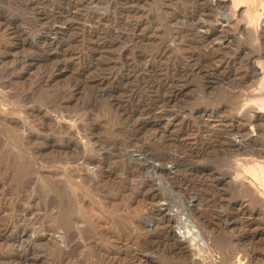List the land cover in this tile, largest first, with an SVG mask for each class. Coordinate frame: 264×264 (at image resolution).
I'll return each instance as SVG.
<instances>
[{"label":"rangeland","instance_id":"obj_1","mask_svg":"<svg viewBox=\"0 0 264 264\" xmlns=\"http://www.w3.org/2000/svg\"><path fill=\"white\" fill-rule=\"evenodd\" d=\"M0 264H264V0H0Z\"/></svg>","mask_w":264,"mask_h":264},{"label":"bare ground","instance_id":"obj_2","mask_svg":"<svg viewBox=\"0 0 264 264\" xmlns=\"http://www.w3.org/2000/svg\"><path fill=\"white\" fill-rule=\"evenodd\" d=\"M192 2H193V1H192ZM205 3H207V2H205ZM41 6H42V5H41ZM200 12H201V11H200ZM189 41H190V40H189ZM208 46H209V45H208ZM207 48H208V47H207ZM222 57H223V56H222ZM214 65H215V64H214ZM184 66H185V65H184ZM193 66H194V65H193ZM184 68H185V67H184ZM216 71H217V70H216ZM220 75H221V74H220ZM242 77H244V76H242ZM242 77H241V78H242ZM246 81H247V80H246ZM240 82H242V81H240ZM240 82H239V83H240ZM183 83H184V82H183ZM236 83H237V82H236ZM129 89H130V88H129ZM168 89H170V88H168ZM168 89H167V90H168ZM174 89H175V88H174ZM154 91H155V90H154ZM176 93H177V92H176ZM152 97H153V96H152ZM158 98H159V97H158ZM167 98H168V96H167ZM159 99H166V98H159ZM159 101H161V100H159ZM174 101H175V100H174ZM165 103H166V102H165ZM139 105H140V104H139ZM161 106H162V105H161ZM161 106H159V107H161ZM166 106H169V104L166 105ZM155 107H156V106H155ZM159 107H158V108H159ZM152 109H153V108H152ZM164 109H165V108H164ZM174 110H175V109H174ZM198 110H199V109H198ZM204 110H205V109H203L202 111H204ZM164 111H165V110H164ZM204 112H205V111H204ZM146 113H147V112H146ZM170 113H171V114H170ZM134 114H135V113H134ZM141 114H142V113H141ZM131 115H132V114H131ZM162 115H163V114H162ZM170 115H172V112H169V111H168V112L166 113V116H170ZM135 116H136V115H135ZM130 118H131V117H130ZM145 118H146V117H145ZM150 118H151V117H150ZM159 118H160V116H159ZM161 118H163V117H161ZM166 118H167V117H166ZM141 119H142V118H141ZM138 120H139V119H138ZM142 120H143V119H142ZM142 120H141V121H142ZM146 120H147V119H146ZM149 120H150V119H149ZM160 121H161V119H160ZM143 122H144V121H143ZM137 127H139V126H137ZM237 128H240V127H237ZM232 129H233V128H232ZM234 129H235V128H234ZM234 129H233V130H234ZM240 129H243V128H240ZM236 130H237V129H236ZM238 131H239V129H238ZM230 132H232V131H231V128L228 130V133H230ZM233 132H234V131H233ZM233 132H232V134H233ZM238 145H239V143H238ZM233 148H234V147H233ZM235 149H240V147H239V146H238V147L235 146ZM241 149H242V148H241ZM156 153H157V151H156ZM158 154H159V153H158ZM165 154H166V153H165ZM84 156H85V155H84ZM84 156H83V157H84ZM154 156H157V154H154ZM150 157H152V155H151ZM152 158H153V157H152ZM165 158H166V157H165ZM172 161H173V160H172ZM164 162H165V161H164ZM136 171H137V170H136ZM255 178H256V177H255ZM261 186H262V185H261ZM153 242H154V241H153ZM155 243H156V242H155Z\"/></svg>","mask_w":264,"mask_h":264}]
</instances>
